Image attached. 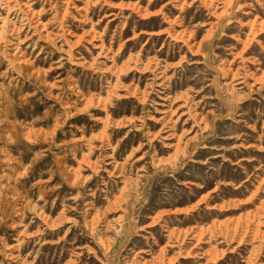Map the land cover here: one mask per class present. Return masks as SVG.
I'll list each match as a JSON object with an SVG mask.
<instances>
[{"label":"rangeland","instance_id":"1","mask_svg":"<svg viewBox=\"0 0 264 264\" xmlns=\"http://www.w3.org/2000/svg\"><path fill=\"white\" fill-rule=\"evenodd\" d=\"M0 264H264V0H0Z\"/></svg>","mask_w":264,"mask_h":264}]
</instances>
